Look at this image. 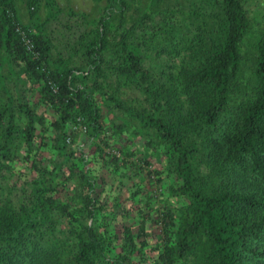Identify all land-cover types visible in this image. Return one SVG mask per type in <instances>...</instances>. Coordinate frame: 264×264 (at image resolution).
<instances>
[{
  "label": "trees",
  "instance_id": "trees-1",
  "mask_svg": "<svg viewBox=\"0 0 264 264\" xmlns=\"http://www.w3.org/2000/svg\"><path fill=\"white\" fill-rule=\"evenodd\" d=\"M93 1L0 0V264H264V11Z\"/></svg>",
  "mask_w": 264,
  "mask_h": 264
},
{
  "label": "rangeland",
  "instance_id": "rangeland-1",
  "mask_svg": "<svg viewBox=\"0 0 264 264\" xmlns=\"http://www.w3.org/2000/svg\"><path fill=\"white\" fill-rule=\"evenodd\" d=\"M60 6L67 10L68 7L76 11H83L87 13L91 18L97 17L100 14L101 3L94 2L93 0H56ZM247 5L250 10V14L257 17V14H260L264 11V0H247ZM45 0H41V6L39 7L37 12L33 13V16H37L38 18H44L46 14V9L44 6ZM19 11L25 15L27 13V0H17ZM33 10V6L29 7ZM35 10V9H34ZM27 15V14H26ZM60 20L63 22L67 20V16L65 14H61ZM62 24V23H61ZM61 24L59 22H54L52 27L57 30L55 43L61 38L64 42L71 44V38L68 36L66 30H62ZM63 45V44H62ZM60 46L62 52L64 53V60H68L67 53L64 50L63 46ZM70 61V60H69Z\"/></svg>",
  "mask_w": 264,
  "mask_h": 264
}]
</instances>
